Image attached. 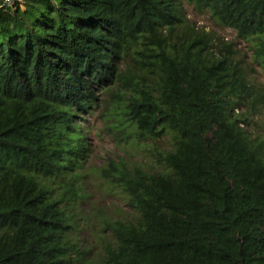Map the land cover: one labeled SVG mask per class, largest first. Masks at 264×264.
Instances as JSON below:
<instances>
[{"label":"trees","instance_id":"1","mask_svg":"<svg viewBox=\"0 0 264 264\" xmlns=\"http://www.w3.org/2000/svg\"><path fill=\"white\" fill-rule=\"evenodd\" d=\"M253 44L264 71V0H187ZM180 0H26L0 11V264H81V198L97 93L137 46L155 87L136 85V143L169 138L163 171L111 163L134 222L107 223L101 264H264V141L235 114L264 94L242 63L193 38ZM183 32L178 34L179 30Z\"/></svg>","mask_w":264,"mask_h":264},{"label":"rangeland","instance_id":"2","mask_svg":"<svg viewBox=\"0 0 264 264\" xmlns=\"http://www.w3.org/2000/svg\"><path fill=\"white\" fill-rule=\"evenodd\" d=\"M186 16L188 32L193 38L206 37L211 51L216 57L229 55L242 63L253 83L264 94V71L252 61L253 44L241 37L231 28L217 22L208 11H199L187 0H180ZM180 29L178 34L182 33ZM145 53V52H144ZM136 47L119 61L118 70L126 79L110 85L108 90L97 93L98 105L92 115L77 121L78 128H87L89 153L82 161L78 185L81 198L72 203L71 213L75 218L73 239L82 253L81 264H101L105 248L114 244L107 223L117 221L134 222L137 214L128 206L121 189L110 178L111 163L125 164L129 168L139 167L150 173L163 171L161 154L171 146L169 138L136 143L131 136L135 127L125 115L135 97L136 85L155 87V77L151 73L155 59ZM235 114L245 121L244 128L253 138L264 141V101L250 105L248 102L236 108Z\"/></svg>","mask_w":264,"mask_h":264},{"label":"built area","instance_id":"3","mask_svg":"<svg viewBox=\"0 0 264 264\" xmlns=\"http://www.w3.org/2000/svg\"><path fill=\"white\" fill-rule=\"evenodd\" d=\"M26 0H0V11L4 8H10L15 5H22Z\"/></svg>","mask_w":264,"mask_h":264}]
</instances>
